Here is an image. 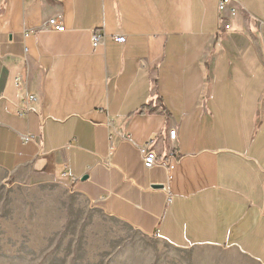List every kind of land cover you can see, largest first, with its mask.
Here are the masks:
<instances>
[{
    "label": "crops",
    "instance_id": "obj_1",
    "mask_svg": "<svg viewBox=\"0 0 264 264\" xmlns=\"http://www.w3.org/2000/svg\"><path fill=\"white\" fill-rule=\"evenodd\" d=\"M218 2L0 0V170L62 179L178 249L264 264V0H232L229 30ZM150 141L169 165L145 167Z\"/></svg>",
    "mask_w": 264,
    "mask_h": 264
},
{
    "label": "rangeland",
    "instance_id": "obj_2",
    "mask_svg": "<svg viewBox=\"0 0 264 264\" xmlns=\"http://www.w3.org/2000/svg\"><path fill=\"white\" fill-rule=\"evenodd\" d=\"M0 264L254 263L224 249H178L107 215L62 179L0 170Z\"/></svg>",
    "mask_w": 264,
    "mask_h": 264
},
{
    "label": "built area",
    "instance_id": "obj_3",
    "mask_svg": "<svg viewBox=\"0 0 264 264\" xmlns=\"http://www.w3.org/2000/svg\"><path fill=\"white\" fill-rule=\"evenodd\" d=\"M218 11H219V18H220V26L224 30H229L231 29V20L236 16L237 14V9L232 5V0H219L218 2ZM46 28L53 29L56 31H65V26L62 25L57 18L53 17L50 18L47 23H46ZM105 36L101 33H96L94 32L92 35V43L94 47H98L104 42ZM114 39L117 42L124 43L126 41V38L124 36H116ZM16 83L18 87H22L23 83L21 78L16 79ZM37 101L36 95L30 94L28 95L22 104L20 106H17L16 113L20 116L25 115L28 113L32 107L31 105ZM177 136V131L172 130L170 132V138L172 140H175ZM24 141H35V138L32 136H25L23 137ZM150 143L144 147H141V153L144 161V165L147 169H152L155 166L158 165H169L170 161H164V160H159L158 154L155 150L151 149L149 147ZM62 175L64 177H68L69 174L66 171H63ZM170 180L171 177H168V184L164 186L165 190L167 192H170L171 186H170Z\"/></svg>",
    "mask_w": 264,
    "mask_h": 264
},
{
    "label": "water",
    "instance_id": "obj_4",
    "mask_svg": "<svg viewBox=\"0 0 264 264\" xmlns=\"http://www.w3.org/2000/svg\"><path fill=\"white\" fill-rule=\"evenodd\" d=\"M87 179V177H84V180Z\"/></svg>",
    "mask_w": 264,
    "mask_h": 264
}]
</instances>
